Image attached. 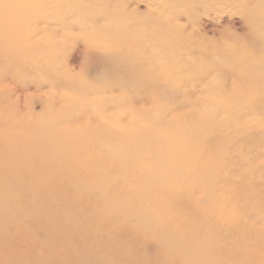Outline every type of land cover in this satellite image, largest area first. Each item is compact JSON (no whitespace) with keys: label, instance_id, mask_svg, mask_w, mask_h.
Wrapping results in <instances>:
<instances>
[{"label":"rangeland","instance_id":"1","mask_svg":"<svg viewBox=\"0 0 264 264\" xmlns=\"http://www.w3.org/2000/svg\"><path fill=\"white\" fill-rule=\"evenodd\" d=\"M37 2L0 39V207L34 210L0 220L41 215L51 264H264V0Z\"/></svg>","mask_w":264,"mask_h":264},{"label":"bare ground","instance_id":"2","mask_svg":"<svg viewBox=\"0 0 264 264\" xmlns=\"http://www.w3.org/2000/svg\"><path fill=\"white\" fill-rule=\"evenodd\" d=\"M240 1L245 2L246 0H239V2ZM37 7H38L37 0H0V39L2 38V40H3V38L5 39V37H6L5 40L7 41V37L15 36V38H17L16 35L23 37L24 41L26 39L31 38L32 31L34 28L27 29L28 27L26 26V24L28 23L27 20L32 15V13L36 12ZM15 38H10V39H14L16 41L17 39H15ZM14 40H12V42ZM8 42H7V44H8ZM9 44H10V42H9ZM22 47H23V45H22ZM20 48H21V46H20ZM113 62H114V65H113L114 67H118V69L121 68V70L124 72H127L126 70H131V72L128 71V73H129L128 75L133 76L132 73H133L134 67H129V64L122 62V59L120 57L116 58L115 61H113ZM258 80H262V82L264 83L263 77H261ZM114 84L115 83L109 84L108 87H111ZM94 110H95V108H94ZM102 114H104L102 109L96 111L97 116L102 117L103 119H106V122L111 123V124H107V125H102V126H105V127H103V129L105 131L116 130L115 128H118L117 126H119V129H120L121 125L126 124V123L125 124L121 123L119 121H117V123H115L112 120L108 119L107 116H104L105 114L104 115H102ZM109 117H110V115H109ZM102 118H100V119H102ZM130 123L131 122L129 121V124ZM135 126H138V125L136 124ZM39 142H41V141H39ZM163 144H164V142H162V146H163ZM0 149L3 151L5 150L4 148H1V147H0ZM166 149H167V147H166ZM14 160L15 159H13V158L7 159V160L0 159V165H2L3 167H6V166L9 167L8 169H10V171L12 170L13 173L17 174V177H18V175L19 174L21 175V172H22V170H21L22 168H20L22 162L17 160L18 162H20V165L17 168V163ZM13 162L15 164L12 166ZM19 168H20V170H19ZM4 169L1 167L0 168L1 172H4V171H2ZM1 172H0V182H2V179L4 180V177H3L4 175H1ZM22 174H23V172H22ZM17 193H20V191H18ZM17 193H15L12 196L11 195L4 196V200L3 199L1 200L4 203V205H2L0 207V215H2L3 213H6V211H9V212H7L8 214L12 213V214H14V216H18L25 209L34 210L33 208L31 209V207H30L31 204H26L27 207H22L21 205H19V202L16 199H18L21 202L22 198H20V196H18ZM9 203H10V206H9V208H7ZM9 218H10V220L6 219V218H4V220L6 219L5 221L0 220V264H51L52 262L55 261L54 260L56 258L55 255H59V257H60L62 255V253H66V255H67L68 253L73 252L69 247H65L64 246L65 244H63V245H61V251L59 254H58V250L56 251V253H55V251H53L52 253H49V252L45 253V249H46V248H44L45 246L42 245L41 243H39L38 241H36L35 236L32 235L33 234L32 229L29 228V226L32 224V222H37L38 220H40L41 215H39L38 213L32 212L31 216L22 217L21 219L20 218L17 219L16 217H13V216H9ZM47 218L48 217H46V219ZM61 218H63V217H61ZM58 219H59L58 217L55 218V217L51 216L50 221H54V220L56 221ZM67 219H68L67 216L65 217V219H63L64 224H68V222H70ZM71 224H73V223H71ZM74 225H76V224H73V226ZM52 230H54V228ZM28 231H31V232L28 233ZM58 231H59V232H57L58 237H62L64 234H70V233H68L70 231L69 229L63 230V228H61V230L59 229ZM79 233L81 236H85L86 233H90V232L82 231ZM91 233H92V235L89 236V238L91 240L94 237H97L96 236L97 232L95 233L92 230ZM80 240H83V238L80 237ZM98 240H100L99 244L103 243V238L100 237ZM66 248H68L67 251H65ZM192 250L187 249L185 247L181 248V252L185 253V255L190 254ZM206 251L208 252L209 249L203 248L201 250L202 253H205ZM46 254H50V255H46ZM103 254L104 253H100L99 255L95 254L94 257L99 258L101 260L100 257H102ZM74 255H77V253H75ZM169 255H171L170 252L165 254L163 259H160L158 261H150V260L149 261L151 262V264H172V261L168 259ZM250 256H251V259L249 261L252 264H255L254 263V260H255L254 255L251 254ZM62 257H65V258L70 257V258L67 260L64 258L63 261H59L57 264H75L72 262V260H74V259H72L71 255L62 256ZM78 257H81V255H79ZM95 258H92V259H94V261H95ZM86 259H88V258L86 257ZM191 261L192 262H190V260L188 259V262L186 264H210V263H213L212 259H205V261H204L203 258H200V257H196V261H194V262L192 259H191ZM139 262H141V261H139ZM95 263L96 262H94L93 264H95ZM125 263H127V262H125ZM99 264H103V263H99ZM148 264H150V263H148Z\"/></svg>","mask_w":264,"mask_h":264}]
</instances>
